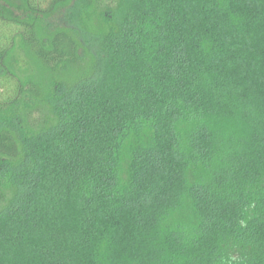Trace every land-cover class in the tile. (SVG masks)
I'll list each match as a JSON object with an SVG mask.
<instances>
[{
	"label": "trees",
	"instance_id": "16d2710c",
	"mask_svg": "<svg viewBox=\"0 0 264 264\" xmlns=\"http://www.w3.org/2000/svg\"><path fill=\"white\" fill-rule=\"evenodd\" d=\"M0 264H264V0H0Z\"/></svg>",
	"mask_w": 264,
	"mask_h": 264
},
{
	"label": "rangeland",
	"instance_id": "374dc122",
	"mask_svg": "<svg viewBox=\"0 0 264 264\" xmlns=\"http://www.w3.org/2000/svg\"><path fill=\"white\" fill-rule=\"evenodd\" d=\"M67 8H61L58 11L54 12L50 15H40L37 16V21L39 23V26L41 27L42 31L44 33H49L57 28H60L67 24V20L65 19ZM16 13L21 14V11L17 9ZM24 14V13H23ZM18 60L17 65L18 67L26 70L27 73L37 72L40 71V68L37 66L36 63H34L33 60L28 58L23 52H20L17 54Z\"/></svg>",
	"mask_w": 264,
	"mask_h": 264
}]
</instances>
